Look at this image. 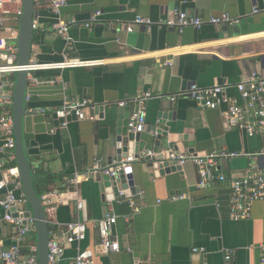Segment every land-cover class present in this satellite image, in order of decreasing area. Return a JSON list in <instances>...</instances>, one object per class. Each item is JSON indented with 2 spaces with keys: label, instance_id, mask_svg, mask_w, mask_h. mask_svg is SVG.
I'll use <instances>...</instances> for the list:
<instances>
[{
  "label": "crops",
  "instance_id": "crops-1",
  "mask_svg": "<svg viewBox=\"0 0 264 264\" xmlns=\"http://www.w3.org/2000/svg\"><path fill=\"white\" fill-rule=\"evenodd\" d=\"M19 6H10L12 14L0 31L14 45H18L20 21L13 13ZM174 9L204 18L226 13L239 22L188 28L183 33L158 27L148 31L137 25L133 32L127 31L137 16L157 21ZM255 9L259 12L254 13ZM98 11L102 15L92 23ZM61 18L69 24L71 48L52 30L58 18L51 11H40L32 61L39 66L53 65L68 55L104 63L66 69L37 67L29 75L27 110L91 100L94 110L87 113L98 117L82 122L70 118L62 127L50 112H27L25 137L33 173L43 195L57 199L49 217L57 225L51 227L61 234L71 222L88 224L86 240L68 245L60 264H71L79 251H97L101 238L95 223L107 215L118 219L112 235L121 251L97 252L96 264H228L227 255H231V264H264V201L253 204L250 218L235 221L230 211L231 180L262 169L257 155L264 151V134L249 137L229 127L225 107L204 109L188 95L171 100L192 84L202 88L221 84L239 102L236 86L252 73L264 77V0H68ZM13 30L18 35L12 36ZM13 75L5 74L2 82L15 81ZM148 93L147 124L139 153L152 149L237 154L217 159V171L227 182L199 189L198 168L192 163L176 166L174 172L167 169L162 175L159 166L165 161H142L131 166L136 194L128 190L120 198L115 189L120 190L121 185L114 187L109 177L99 174L81 182L76 195L68 178L96 163L107 167L118 161V132L128 128L123 125L127 113L120 108L130 106L131 115L138 105L129 103ZM126 155L122 153V159ZM177 196L185 198L174 201ZM78 199L83 203L81 210ZM130 200L140 207L138 213L130 207ZM4 215L0 206V240L9 247L14 229L2 222ZM34 248L36 236L30 233L23 245L26 259L35 255Z\"/></svg>",
  "mask_w": 264,
  "mask_h": 264
},
{
  "label": "built area",
  "instance_id": "built-area-1",
  "mask_svg": "<svg viewBox=\"0 0 264 264\" xmlns=\"http://www.w3.org/2000/svg\"><path fill=\"white\" fill-rule=\"evenodd\" d=\"M23 0H0V31L5 28L7 16L12 14L10 6L20 4L19 8L13 13L15 19L20 21L23 16ZM35 10L51 11L58 21L52 25L54 33L67 41V45H72L69 37V24L65 23L61 18L62 9L68 5V0H34ZM259 10L255 9L254 13ZM102 15L100 11L92 17V23H96ZM239 21L232 19L229 14L221 16H212L209 18L199 17L186 11L174 9L170 16L153 21L150 18L137 16L134 24L128 25L127 31L133 32L134 26L137 25L148 31L154 27L175 29L179 33H183L188 28L199 30L205 25L220 26L224 24H236ZM90 24H87L89 26ZM40 28L38 16L34 20V31ZM18 35V30H13V35ZM19 50L18 45L11 44L10 39L0 34V206L5 210L2 222L13 227L11 236L12 244L7 247L4 241L0 240V263L4 264H37L36 253L37 248L33 249L35 255L26 260L23 251V245L26 237L35 228V219L33 217L25 218V207L28 205L26 194L23 190V184L20 178L19 168L16 163L15 154V138H14V116L12 111L13 95L15 81L2 82L5 74L17 73L20 69L18 66ZM104 61H82L80 59H72L68 55L65 56L63 63L53 65H41L31 61L30 69L37 67L66 69L73 67L102 65ZM237 91L241 101H234L227 95V88L221 84H215L209 88H202L197 84H192L187 91L181 92L173 97L174 101L178 97L188 95L199 106L208 110H219L225 107L223 111L224 118L229 127L237 129L249 137L258 134H264V77L257 73H252L244 82L239 83ZM151 97V94L139 96L130 104L138 105L129 118L128 129L133 133H143L147 124V112L145 110V101ZM30 97H26V101H30ZM121 106L128 103H121ZM88 110H94V104L91 100L83 101H65L63 106L56 109H28L27 112L32 115L52 113L58 119H63V127L70 122V118H75L82 122L86 120L96 121L97 116L89 115ZM237 154L211 153L209 155H195L189 153H181L166 150H146L138 155H129L121 161L115 162L111 166L104 167L96 163L92 168L84 172H75L73 177L68 178V186L76 190L83 181L94 179L101 174L115 179L119 172L130 168L137 162H160L168 161L177 166H183L192 163L198 168L199 172V189H207L215 186L217 183L225 184L227 177L217 171V159L220 157L233 158ZM261 159L262 169L250 170L246 175L239 179L231 180V201L230 211L231 217L235 221L250 218L252 206L255 202L264 201V151L257 155ZM163 159L160 160V159ZM35 172V169H33ZM128 190L120 189L118 196L125 198ZM43 201L46 206L49 223V243H48V263L60 264L67 246L74 243H81L86 240L88 233V224L77 220L67 225V230L61 234L51 226L57 225L49 217L54 211L53 195H43ZM185 196H177L172 199L182 200ZM130 207L135 213L140 211V207L133 200L129 201ZM78 210L83 208V203L78 199ZM13 209L17 216H14ZM117 217L107 215L103 219L95 223V227L100 235V243L96 250L79 251L71 264H96L94 259L97 252L101 255H110L120 253L121 248L119 242L113 237L112 231L117 224ZM194 252L204 253L203 249H194ZM228 264H231V255L226 256Z\"/></svg>",
  "mask_w": 264,
  "mask_h": 264
},
{
  "label": "water",
  "instance_id": "water-1",
  "mask_svg": "<svg viewBox=\"0 0 264 264\" xmlns=\"http://www.w3.org/2000/svg\"><path fill=\"white\" fill-rule=\"evenodd\" d=\"M23 12H24L23 16L20 20V26H19L20 36L18 41V50H19L18 66L20 67V69L16 73L14 95L12 97L13 99L12 111L14 116L15 154H16V163L19 168L20 178L23 184V190L26 194L27 203H28V211H26L24 217L25 218L33 217L35 219V228L31 233L35 234L37 241L36 262L37 264H49L48 263V243H49L48 215L46 212L45 203L42 198L43 192L41 191V188L39 187L37 183V179L35 178V175L32 170V163L29 157V148L25 137V126L28 116L26 97H27V89H28V82L30 75L29 69L32 61V48H33V42L35 36L33 25H34V20L39 15V12L35 10L34 0H23ZM122 111L127 113L124 117L127 120L123 124L126 126L128 125V121L130 118L131 107L127 106L125 108H120L121 113ZM54 117L60 121V125L63 127L64 120L58 119L55 115ZM140 141H141L140 133L129 132L128 128H122L121 130H119L118 137L116 139L117 142L116 146L118 149V156H119L118 161L122 160V156H121L122 153H127L125 158L131 154L138 155L140 152V144H139ZM160 160L163 161L162 158ZM176 166H177L176 164H171L170 162L165 161L163 165L159 166L161 170L160 173L162 175L166 174L167 169H170V171L174 172L177 170ZM111 182L113 183L114 187H117L118 184H120L122 190H130L129 192H131L132 194H136V192H138V189L133 184L132 167L120 171L118 176L115 179H112ZM72 189L73 188H70L69 190L72 191ZM115 190L117 191L118 194L119 189L116 188ZM52 202L55 204L57 202V199H54ZM13 212H15L14 209ZM14 216H17V214L14 213ZM64 257L65 255L63 256V258ZM26 260H28V258Z\"/></svg>",
  "mask_w": 264,
  "mask_h": 264
},
{
  "label": "rangeland",
  "instance_id": "rangeland-1",
  "mask_svg": "<svg viewBox=\"0 0 264 264\" xmlns=\"http://www.w3.org/2000/svg\"><path fill=\"white\" fill-rule=\"evenodd\" d=\"M13 77L15 78V77H16V74H15V75H13Z\"/></svg>",
  "mask_w": 264,
  "mask_h": 264
}]
</instances>
